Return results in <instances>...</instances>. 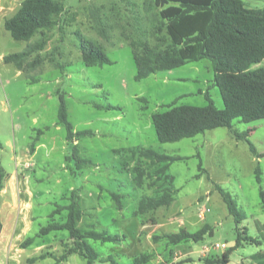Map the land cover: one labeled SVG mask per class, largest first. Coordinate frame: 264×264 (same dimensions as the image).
Returning <instances> with one entry per match:
<instances>
[{
    "label": "rangeland",
    "instance_id": "obj_1",
    "mask_svg": "<svg viewBox=\"0 0 264 264\" xmlns=\"http://www.w3.org/2000/svg\"><path fill=\"white\" fill-rule=\"evenodd\" d=\"M130 1L143 9L147 0H67L42 51L54 61L47 59L31 69H19L15 63L4 61L5 55L24 51L29 41L15 39L0 18V140L4 144L0 162L13 175L0 192V218L5 225L0 231V264H30L28 259L42 252L52 251L56 256L63 253L64 242H70L67 230L37 237L26 248L22 243L49 223L57 204L70 203L73 190L81 196L80 228L123 236L120 242L88 239L102 256L112 255L116 264H137L135 258L143 254H150L152 260L142 264H204L206 258L221 256L233 247L238 237L237 222L217 185L246 216L240 229L246 228L259 240L243 241L232 250L230 264H250L253 255L264 252V232L255 228L256 219L264 222L260 194L261 188L264 190V118L251 122L236 118L232 129L218 127L175 142H160L153 124L155 112L168 109L173 102L205 106L209 102L206 93L219 108L224 107V101L207 58L136 79L133 49L121 30L112 29L105 38L95 28V15L112 21L119 13L130 19L134 9ZM244 1L252 8L264 7V0ZM78 32L100 43L112 62L86 65ZM56 62L64 64V70ZM258 66L264 67V62ZM61 95L75 130L95 132L75 141L79 157L92 163L67 159L73 150L65 127L58 123ZM100 104L116 107L100 108ZM247 130L249 141L261 156L251 151L246 139L234 135L235 131ZM131 147H151L185 157L169 167L177 189L171 206L134 214L141 198L155 195L164 181L155 176L162 164L153 166L146 161L144 166L151 177L148 175L143 187L135 186L133 167L137 160L130 152L117 151ZM258 166L261 183L256 178ZM112 192L123 195V207H118ZM61 213L56 215L57 221L65 220L67 210ZM206 223L213 233L200 241L174 245L165 238V234L182 227L194 232ZM55 261L47 257L34 264ZM59 264H86V259L74 253ZM94 264L112 263L97 260Z\"/></svg>",
    "mask_w": 264,
    "mask_h": 264
},
{
    "label": "trees",
    "instance_id": "obj_2",
    "mask_svg": "<svg viewBox=\"0 0 264 264\" xmlns=\"http://www.w3.org/2000/svg\"><path fill=\"white\" fill-rule=\"evenodd\" d=\"M66 1L23 0L18 10L5 19L4 26L15 39L29 41V44L24 51L5 55L4 61L15 63L19 69L39 67L47 59L54 61L42 51L47 47L51 37L50 31L58 25L60 16L65 11ZM130 5L134 8L130 19L126 20L119 13L113 16L112 21L110 17L102 19L95 15V28L105 38L110 36L112 29L121 30L133 49L137 67L136 79L140 80L159 71L171 70L207 58L210 59L214 70V84L219 88L224 101V107L219 108L209 93H206L209 102L205 106L177 105L173 102L168 104V109L155 112L153 124L160 142H175L218 127L232 129L236 118L243 122L264 118V67L258 66L264 62V7H249L244 0H147L143 9L131 1ZM122 28L125 29L122 31ZM37 35L39 37L33 40ZM77 35L80 39L82 60L86 65L112 62L100 43L80 32ZM55 65L62 70L65 68V65L59 62ZM33 81H37L36 78ZM97 106L107 109L116 107L111 104ZM58 116V123L65 127L67 140L73 150L67 159L77 158L81 162L92 163L90 159L79 157V146L75 141L86 135H95V132L90 129L75 130L62 95ZM41 133L42 130H39L38 135ZM249 133L250 130L243 133L235 131L234 135L237 139H246L251 151L261 156L262 154H259L249 141ZM3 147L4 144L0 140V149ZM117 151L130 152L137 160L133 167V181L137 187H143L148 175L150 176L144 162L149 161L153 166L162 164L155 171V176L164 182L155 195H144L141 198L134 214L144 215L160 207L171 206L176 199L177 189L173 176L168 172L169 167L174 161L183 160L185 157L160 153L151 147H131ZM9 177L10 173L0 162V192ZM256 178L258 183L262 182V171L259 166L256 168ZM217 188L237 222L238 237L233 247L225 250L221 256L206 258L204 264H229L232 250L239 247L243 241L259 242L257 238L248 234L246 228L240 229L239 224L246 216L221 186L217 185ZM260 194L264 209L263 188ZM112 196L116 199L118 207H123L121 203L123 195L112 192ZM80 198L77 191L73 190L69 198L70 203L57 204L49 215V223L42 226L35 236L27 237L22 243V247L26 248L32 245L37 237L53 231L67 230L70 242H64L63 253L56 256L52 251L42 252L30 257L28 259L30 264L47 257H54L56 259L54 264H59L74 253L83 256L86 264H94L97 260L117 263L112 255L102 256L88 239L120 242L123 236L110 234L105 230L80 228L78 225L83 216ZM64 210H67L65 220L57 221L56 215L62 214ZM2 229L3 223L0 218V231ZM208 233H213V229L206 223L194 232L182 227L178 232L165 234V238L171 244L178 245L187 241H200ZM151 260L150 254H143L135 258V263H149Z\"/></svg>",
    "mask_w": 264,
    "mask_h": 264
},
{
    "label": "crops",
    "instance_id": "obj_3",
    "mask_svg": "<svg viewBox=\"0 0 264 264\" xmlns=\"http://www.w3.org/2000/svg\"><path fill=\"white\" fill-rule=\"evenodd\" d=\"M22 1L23 0H0V18L4 19V23H5V19L11 16L9 15L11 12L15 13L18 10ZM12 178H13V175L10 174V177H9L10 181L12 180ZM7 190H8L7 188L4 189L3 193ZM1 213H3V204L1 208ZM3 227H5V225ZM255 228L256 229L258 228L259 230H261V232H264V222L256 219ZM233 244H235V241ZM252 259L253 260L251 261L250 264H264V252L262 254L257 253V256L253 255Z\"/></svg>",
    "mask_w": 264,
    "mask_h": 264
},
{
    "label": "built area",
    "instance_id": "obj_4",
    "mask_svg": "<svg viewBox=\"0 0 264 264\" xmlns=\"http://www.w3.org/2000/svg\"><path fill=\"white\" fill-rule=\"evenodd\" d=\"M219 247V245H217V248ZM221 247V246H220ZM209 250V248H206L205 252H207Z\"/></svg>",
    "mask_w": 264,
    "mask_h": 264
}]
</instances>
